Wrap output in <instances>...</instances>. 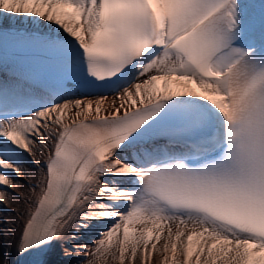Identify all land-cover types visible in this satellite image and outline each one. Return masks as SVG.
Listing matches in <instances>:
<instances>
[{"label":"snow or ice","instance_id":"obj_1","mask_svg":"<svg viewBox=\"0 0 264 264\" xmlns=\"http://www.w3.org/2000/svg\"><path fill=\"white\" fill-rule=\"evenodd\" d=\"M9 45L35 68L0 77V204L39 170L15 264H264V0H0L5 72Z\"/></svg>","mask_w":264,"mask_h":264},{"label":"bare ground","instance_id":"obj_2","mask_svg":"<svg viewBox=\"0 0 264 264\" xmlns=\"http://www.w3.org/2000/svg\"><path fill=\"white\" fill-rule=\"evenodd\" d=\"M162 83V82H161ZM111 99V94L109 95ZM46 152L38 151L37 157L43 161ZM42 166V165H41ZM24 169L23 176H17L15 173H11V178L17 181L20 185L19 189L12 191L11 189H4L10 193V200L7 204H0V254L3 258L15 264L16 257V244L19 239L21 229L25 220L26 209L28 205L18 195V192L28 193L29 181L35 183L39 170L32 163L30 157L25 155V162L22 165ZM96 238V233L93 231L90 235L84 236L83 243H91ZM162 243V240L158 242ZM57 252L60 251L59 243L56 244ZM65 247L70 245L65 244ZM158 257L153 253L152 264H157Z\"/></svg>","mask_w":264,"mask_h":264}]
</instances>
